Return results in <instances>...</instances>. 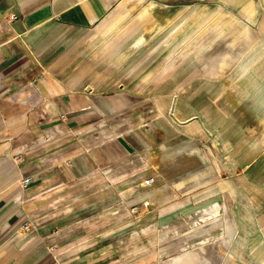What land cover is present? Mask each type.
I'll list each match as a JSON object with an SVG mask.
<instances>
[{"label": "crops", "instance_id": "1", "mask_svg": "<svg viewBox=\"0 0 264 264\" xmlns=\"http://www.w3.org/2000/svg\"><path fill=\"white\" fill-rule=\"evenodd\" d=\"M198 1L213 3L191 5ZM246 1L0 0V264H264L237 258L239 236L223 233L221 213L181 220L210 219L199 238L220 232L201 250L152 246L181 224L161 215L155 228L130 229L119 252L111 230L65 225L109 202L113 186L133 188L108 168L140 149L164 147L169 175L136 200H155L156 210L190 174L180 185L200 183L185 196L193 207L220 205L227 188L240 204V170L264 174V8ZM197 6L218 13L189 53L177 30ZM247 9L249 19L236 14ZM205 189L214 195L204 198ZM249 215L262 222L254 236L264 252V208Z\"/></svg>", "mask_w": 264, "mask_h": 264}, {"label": "rangeland", "instance_id": "2", "mask_svg": "<svg viewBox=\"0 0 264 264\" xmlns=\"http://www.w3.org/2000/svg\"><path fill=\"white\" fill-rule=\"evenodd\" d=\"M210 3L213 2L198 1V2H191V5H204V4L210 5ZM244 3H246L247 5L255 4L256 7L262 6L264 8V0H247ZM199 10L201 11L200 7L198 6L196 8L194 7L192 12L188 14L187 21L189 23L186 24L187 25L186 29L177 30L179 31V33H181L179 35L180 37H183L185 35L186 37L190 38L189 44H187L185 47L182 46V48L184 47V51L189 53H195L199 49V47H201L198 41L202 37L207 38L206 36L209 34L211 29L210 23L215 19V18L213 19L212 17L218 13L215 12V10L218 9H212V8H209V12H204L203 10L200 12ZM253 13L254 12L250 13L247 9V11H241L240 13H236V14H239L242 19L245 18L249 19V16ZM160 47L162 48V46ZM202 47H205V45ZM148 52H151V49H149ZM148 62L149 60L148 61L146 60L143 63L145 64ZM163 148L164 147H161V150L159 152H156L157 150L155 151L152 150L153 153L156 154H154V160L152 158L150 160V163L151 165L153 163L154 165H159L160 175L153 174L152 176L147 177V179L153 180L154 182H152L150 185H147V187L145 186L147 188V191H145V193L151 191L152 188L155 186L156 188H158L157 186H162L164 184H167L168 182L169 168H168V163L164 161L165 149ZM152 151L151 149L148 150L140 149L139 153L133 152L131 153V155H128L126 158L117 155V159L113 160V163L108 168L113 173V180L118 179L121 180L122 182L125 181V179L127 180L128 177H126V175L123 174L125 172H130L137 167L136 166L137 161L139 162L142 161V159L139 160L140 159L139 156L144 157V160L145 159L148 160L147 156ZM178 162L179 160L177 161V163ZM245 171L246 170H240L239 175L237 176L239 180L238 181L239 188L238 191L236 189L234 191V193H236L234 194V196L239 198L240 204L236 206L235 205L232 206L231 197H227L232 195L231 188L229 189L227 188L226 191L229 194L224 196L223 203L217 206L218 209L223 210L221 214H223V216L225 217V219L223 220L221 219L219 225L223 233L226 234V230H228L226 229V225H227L226 221H228L230 223V227L232 228L233 234L234 235L238 234L239 237L238 236L237 237L239 238V244L235 245L234 248L237 247L239 251L238 253H236V255L240 261L254 260L255 262H257L264 259V252L262 247L263 239L260 236H254L255 229L257 228L259 223L262 222L250 220L249 214H253L256 208L258 209L260 208L263 211L264 206L259 205L255 207V205H252L250 203L247 204L248 200H246V198L251 199L252 197H257L263 200L264 174L256 173V174H251V176H249ZM220 175L221 174H218V178L221 177ZM118 176H120L121 179H119ZM189 177L190 174H185L177 177L175 179V181H177L175 191L172 189L171 191L172 194L170 195V197L167 200L160 203L157 206L158 209L156 208V210L152 208V205L150 204L146 205V202L149 201L148 199L147 200L135 199L136 197H138L137 195L139 193L138 189H140L136 185L131 184L133 188H131L129 191H126L127 188L123 187L122 185L113 186L111 188V195L109 202H107L105 205L102 206L97 205L98 207H96L94 211H90L89 214H87L84 218H81L80 220H74L72 222L71 221L66 222L65 225L66 227L71 228L70 232H76V228H78V226L80 229L87 228L89 230H94V231L103 228L111 230L112 237L108 245H111L113 248H116V250L119 252L120 250H125L126 248V246H124L123 240L131 239L127 233L130 229L141 230L142 228H147L152 224V222L158 221L159 215H161L163 216L166 222L175 223V225H177L178 223L183 224L184 229L181 234H171L167 238L158 239L155 245L152 246H156V247L158 246L160 249H165V250L168 249L167 248L168 246H171L172 250L174 249V247L175 249H177L179 246L187 243V241L191 243L192 242L191 238H194V241L197 240L201 236L202 232L206 229V224L210 223V222L205 223L201 219L198 220L195 219L194 223L188 222L190 225L188 224L187 227L186 221H181L183 218H185L186 220V218L189 217V215L192 213L202 211L203 209H199V208L206 205L204 202L202 204L193 207L191 203H189L190 202L189 199L185 198L187 194L196 191L197 188L198 189L201 188L198 186L200 183H195V182L192 185H188L187 187L180 185L181 183L182 184L184 183L183 182L185 181L183 180L184 178L186 179ZM173 181L174 179L172 180L171 183H173ZM143 190L144 189H142L141 191ZM206 190L209 189H205L204 198H209L210 196L214 195L215 189L208 192H206ZM233 207H235L234 209L235 214H238L239 216V219L235 221H232L230 219V216L226 215L227 213L232 212ZM192 231H194V233H190ZM134 232L135 231H133V233L131 234L132 235L135 234ZM68 238L72 239L73 237L68 236ZM149 247L151 246H148L147 248ZM223 249H224L223 260L230 261L231 260L230 242H228ZM179 253L180 252L176 250L175 255H173L174 253L169 255L177 256ZM183 253H186V251ZM167 257L168 254L166 253L164 255V259H168Z\"/></svg>", "mask_w": 264, "mask_h": 264}, {"label": "bare ground", "instance_id": "3", "mask_svg": "<svg viewBox=\"0 0 264 264\" xmlns=\"http://www.w3.org/2000/svg\"><path fill=\"white\" fill-rule=\"evenodd\" d=\"M264 23V22H262ZM260 29V28H259ZM262 30V29H261ZM260 30V32H261ZM264 32H262L263 34ZM148 160H144V157H140L139 160L142 159V161H137V167L130 171V172H125L123 175H126L129 179V181L132 182V184L136 185L137 187H139L140 189H138L139 193H142V192H145L147 191V182L148 180L150 179H147L148 176H152V174H155L152 172V169L154 168V166L151 165L150 163V160H151V156L148 154ZM66 163V162H65ZM93 172V171H92ZM110 177L108 178H113V174L109 175ZM108 178L106 179H103L101 178L100 180V183L101 184H107V180ZM154 178V177H153ZM154 182V181H153ZM108 185V184H107ZM146 186V187H145ZM153 187V186H152ZM156 187V186H155ZM155 187H153L152 189H154ZM142 189H144L143 191H141ZM156 189V188H155ZM157 190V189H156ZM160 191V190H159ZM161 192V191H160ZM164 194V193H163ZM231 194V193H230ZM147 196V195H146ZM116 201V200H115ZM157 201L155 200H149L146 202V205H154L156 204ZM210 205V204H209ZM208 205L207 206H202L201 208L199 209H203L202 211H199V212H196L198 214V216H201V215H205V214H208L209 212H212V213H215V214H220L222 213V209H218V205H215V204H211L210 206H212L213 208L212 209H209L210 206ZM156 206V205H155ZM216 208V209H215ZM187 216V215H186ZM194 219L193 218H190L189 221H186V226L188 227V222H191V223H194ZM210 219H203V222H209ZM227 223V231L229 233H233V231L231 230V227H230V223L229 222H226ZM190 225V224H189ZM155 226H152L150 225L149 227L147 228H152ZM184 229V225L183 224H179L175 227H172L171 228V234H181L182 230ZM214 229V228H213ZM168 230V229H167ZM166 236H167V232L165 233ZM220 235V232H213L211 234H208L206 236H203L202 238H198L197 240H195L194 242H191V243H188L187 246L189 245H194L196 247H198V250L200 249H205L206 247H208V245H211L215 242V240L217 239V236ZM178 236V235H177Z\"/></svg>", "mask_w": 264, "mask_h": 264}, {"label": "built area", "instance_id": "4", "mask_svg": "<svg viewBox=\"0 0 264 264\" xmlns=\"http://www.w3.org/2000/svg\"><path fill=\"white\" fill-rule=\"evenodd\" d=\"M14 19H15V16L12 15L11 20H14ZM29 182H30V179L26 178L23 180V185L25 186V185L29 184ZM152 182H153V180H148L147 185H150Z\"/></svg>", "mask_w": 264, "mask_h": 264}]
</instances>
